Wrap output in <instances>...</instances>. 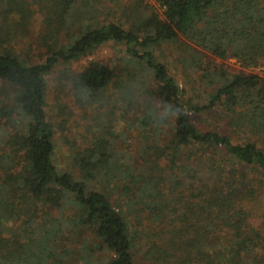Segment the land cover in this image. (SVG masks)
I'll return each instance as SVG.
<instances>
[{
  "label": "trees",
  "instance_id": "obj_1",
  "mask_svg": "<svg viewBox=\"0 0 264 264\" xmlns=\"http://www.w3.org/2000/svg\"><path fill=\"white\" fill-rule=\"evenodd\" d=\"M154 2L158 10L147 7L145 16L142 0L108 7L104 0H0V264H61L66 253L57 260L55 241L72 226L109 254L99 264H264V214L252 210L264 211V79L202 62L203 52L230 56L243 69L264 61V0ZM106 44L122 48L124 80L114 83L113 68L89 61L67 77L77 103L101 107L118 88L132 110L146 73L173 120L143 106L134 121L142 137L138 175L130 159L121 171L115 135L105 130L71 153L75 177L54 163L46 77ZM166 44L187 71L215 86L208 103L181 98L155 55ZM33 48L41 62H30ZM217 108L232 134L251 139L234 143L197 129L191 115ZM112 180L121 183L116 202ZM86 250L82 263L91 264Z\"/></svg>",
  "mask_w": 264,
  "mask_h": 264
},
{
  "label": "rangeland",
  "instance_id": "obj_2",
  "mask_svg": "<svg viewBox=\"0 0 264 264\" xmlns=\"http://www.w3.org/2000/svg\"><path fill=\"white\" fill-rule=\"evenodd\" d=\"M136 1L138 0H104L107 4L106 7L114 6L115 3L123 5L133 2L134 5ZM147 7L158 10V5L154 0H142V7H140L142 11L139 12L146 16L148 13ZM109 19H111V17ZM36 24H38V20ZM38 26L36 25L33 28L34 34L38 33L40 29ZM203 53L205 57L202 58V62L210 63L212 67L216 69L222 68L230 74H237L243 71L246 74L256 75L264 79V61L259 62L255 66L243 69L240 67L239 63L230 56L221 60L208 52ZM155 55H157L159 61L165 64L169 74L175 79L178 87L183 89L184 93L181 97L183 100H188L193 104L199 105L208 103L211 91L215 86L208 85V79L201 80L202 73H197V71L193 72L192 68L187 71L184 66L177 61L179 56L173 45H161L155 50ZM29 58L31 63L41 62L44 59L42 52H39L35 48L30 50ZM123 58V51L120 46L106 44L97 49L93 55L85 57L78 62L71 63L70 65L62 64L56 66L52 73L46 77L47 106L45 109L47 118L52 123L55 130L54 163L59 171H71L75 177H78L79 171L77 167L72 166L73 161L71 153L89 145V142L96 137V134L104 133L105 130H110V132L115 135L112 149L118 152L120 163H125V165L121 167V171L126 169L127 161L130 159L129 169L133 170L137 175L139 174V152L142 137L139 135V130L135 126L136 124H134V121L139 115L143 114V106L146 105V103L153 108L158 106L155 98L151 95L153 86L149 79L150 76L144 73L142 86L140 87V97L137 103H135V108L132 110H130V107L126 104L127 102H123L124 98L123 96L122 98L120 97L117 91L118 88H111L109 90V99L105 105L93 108L86 106L82 107L77 103L74 93L70 91L69 80L67 79L70 72L77 73L81 71L89 61H97L114 69V83L121 81V79L124 80L122 76V72L124 71H122V69L126 70V68L124 67ZM158 107L160 109V111H158L159 114L167 118L168 124L170 125L173 120V115L161 109L160 106ZM191 119L193 124L200 131H215L229 135L234 143H240L245 139H251L247 134H232L228 129L229 123L227 124V120L223 118V113L219 108L214 111L191 115ZM130 125H132V128H130ZM168 128V125L163 126V130L167 132H169ZM253 140L256 139L253 138ZM257 141H259L257 144L261 146V141ZM112 185H116L111 191H115L111 195L112 201L116 202V197H119L121 183L118 180H112ZM121 199L122 198H118L117 201H121ZM121 206H123V204H121ZM252 210L254 213L257 212V216L259 217L264 214V211L259 207H254ZM65 214L71 217L73 212L69 207H66ZM132 223L138 232L142 230V227H136L134 219H132ZM256 223L259 224L260 222L256 221ZM64 231L67 232H62L61 237L55 241V247L57 248L56 256H58L57 260L59 261L62 256L59 254L61 251L66 253L61 264H83L84 250L86 249L90 252L92 251L91 253L86 252L90 254L89 261L91 264H99L109 256L104 250L95 247V241H93L85 229L72 226L70 229L66 228ZM81 250L83 252H81Z\"/></svg>",
  "mask_w": 264,
  "mask_h": 264
}]
</instances>
